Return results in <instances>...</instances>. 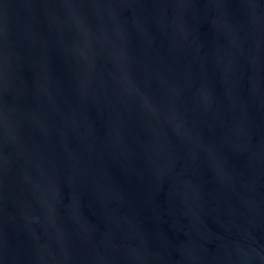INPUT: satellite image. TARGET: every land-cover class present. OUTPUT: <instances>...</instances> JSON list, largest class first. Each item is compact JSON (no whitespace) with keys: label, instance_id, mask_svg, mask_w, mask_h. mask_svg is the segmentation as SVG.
<instances>
[{"label":"water","instance_id":"1","mask_svg":"<svg viewBox=\"0 0 264 264\" xmlns=\"http://www.w3.org/2000/svg\"><path fill=\"white\" fill-rule=\"evenodd\" d=\"M0 264H264V0H0Z\"/></svg>","mask_w":264,"mask_h":264}]
</instances>
